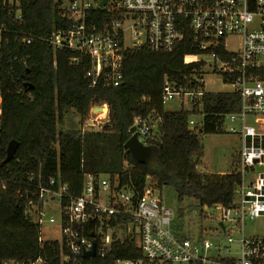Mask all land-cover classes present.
<instances>
[{
  "label": "built area",
  "instance_id": "obj_1",
  "mask_svg": "<svg viewBox=\"0 0 264 264\" xmlns=\"http://www.w3.org/2000/svg\"><path fill=\"white\" fill-rule=\"evenodd\" d=\"M57 1L62 3L71 26L55 29L43 40L53 51L70 50L89 57L91 66L86 75L93 86L122 84L128 50L147 47L171 53L191 33L192 45L199 53H187L184 63H203L195 76L202 87L191 91L166 78L163 102L179 98L194 103L206 92L205 72L220 74L223 82L232 86L241 97V110L226 117L233 122L243 120L241 131L231 128L234 133L240 132L243 140L240 165L235 170L240 182L228 204L202 206L196 213L201 224L191 227L192 215L185 216L187 224L182 228L178 209L165 205L159 190L148 180L139 192L122 185L117 174L85 173L81 194L72 195L60 176L43 183L41 175L37 181L31 175L27 181L18 182L0 174V218L2 194L13 184L18 186L16 195L27 200V218L40 227L47 210L59 204V242L62 251L66 249L71 255H83L95 242L96 256H105L113 243L121 240L117 233L122 232L125 238L135 239L141 257L118 260L116 264H264V236H246L243 230L246 220L264 216V131L247 124L248 116H254L256 123L264 118V0ZM9 2L15 6L14 13L10 10L9 14L21 18L18 1ZM100 16L104 17L100 23L89 21ZM4 19L0 6V128L8 73L14 70L15 61L26 64L28 59L18 54L6 62L9 46L11 42L26 46L35 40L31 34L11 29ZM73 60L78 62L77 58ZM23 88L18 86L17 91ZM96 110L101 112L94 113ZM109 114L107 103L93 105L83 132L105 131L110 127ZM195 125L190 120L189 127ZM133 126L144 142L150 132L148 121L137 117ZM48 220L56 221L54 217ZM208 222L214 226H207ZM68 259L69 255L63 253V260ZM39 261L44 264L41 259L2 264Z\"/></svg>",
  "mask_w": 264,
  "mask_h": 264
},
{
  "label": "trees",
  "instance_id": "obj_2",
  "mask_svg": "<svg viewBox=\"0 0 264 264\" xmlns=\"http://www.w3.org/2000/svg\"><path fill=\"white\" fill-rule=\"evenodd\" d=\"M9 1L0 0L4 20L11 29L31 34L35 40L26 46L11 42L6 58L7 62L18 54L28 57L26 64L13 63L14 70L8 73L3 90L0 174L4 178L21 182L33 175L37 181L41 175L45 183L50 177L60 176L72 195L81 194L85 173L111 177L117 174L122 185L133 186L139 192L152 178L151 183L159 191L165 185L174 187L179 202L188 196L199 201L198 206L179 209L180 221L185 220L186 214L201 211L204 205L231 201L240 174L203 173L198 165L204 156L201 135L218 133L226 116L241 110L240 95L235 91L205 92L192 103L191 111H166L164 107L166 78L187 90L198 91L202 87L195 76L203 63H184L187 53H199L192 45L191 33L171 53L147 47L128 50L122 84L93 86L86 75L91 66L89 57L70 50L53 51L43 40L53 30L71 26L62 3L14 0L20 8L21 18H17L13 14L15 6ZM101 18L104 17L89 21L100 23ZM25 83H31L33 88L27 89ZM18 86H24L21 92L17 91ZM104 103L110 108V127L105 131L82 133L61 128L69 111L74 110L83 122L93 105ZM199 112L203 113V122L199 128L191 129L190 115ZM137 117L149 123L150 132L144 143L157 149L154 162H139L125 146ZM12 140L18 142L15 156L3 163ZM17 189L10 184L2 194L0 264L39 259L44 264H116L118 260L141 257L135 240L130 238L115 241L105 256L91 258L62 251L58 240L41 242V227L27 218V200L16 195ZM87 236L91 237L90 233ZM63 253L69 255L67 261L63 260Z\"/></svg>",
  "mask_w": 264,
  "mask_h": 264
},
{
  "label": "rangeland",
  "instance_id": "obj_3",
  "mask_svg": "<svg viewBox=\"0 0 264 264\" xmlns=\"http://www.w3.org/2000/svg\"><path fill=\"white\" fill-rule=\"evenodd\" d=\"M18 2H16L17 4ZM210 72V70H209ZM205 91L211 93L218 92H230L233 90L230 84L224 83L220 74H212L205 72ZM166 111H191L193 104L185 100L181 101L179 98L169 100L165 103ZM101 112L96 110L94 113ZM203 113H194L190 115V120L196 122L195 126H191V129L201 126L203 122ZM254 116L247 117V124L257 129L264 131V118L262 122L256 123ZM84 122H80L79 115L74 111H69L64 119V123L61 126L63 130L73 129L81 130L83 133ZM243 120L237 118L235 122L230 117L224 119L223 125L218 133H209L201 135V143L204 147V156L202 162L198 165V170L203 173H228L235 171L240 165V152L243 146V140L240 132L234 133L231 131L232 127H235L237 131H241ZM153 179L148 178V182L151 183ZM162 197L165 205L179 209H190L192 206H198L199 201L194 197H186L183 202H179L178 195L172 186L165 185L158 192ZM53 210H47V217L44 218L41 224V239L45 241H60L62 238L61 226H60V208L58 203L52 204ZM189 213V212H188ZM197 210L193 212V224L191 227H195L201 224V220L196 216ZM186 216H190L186 214ZM54 217L55 222H49L48 218ZM182 223V224H181ZM180 226L185 228L186 220H182ZM207 226H214L211 223H206ZM246 236H264V216L258 217L254 220H246L243 227ZM117 236L121 237V240L126 239L122 232H118ZM135 237V235H132ZM238 236V235H237ZM223 239V238H222ZM135 240V239H134ZM224 244V240H223ZM37 264H42L40 261Z\"/></svg>",
  "mask_w": 264,
  "mask_h": 264
},
{
  "label": "water",
  "instance_id": "obj_4",
  "mask_svg": "<svg viewBox=\"0 0 264 264\" xmlns=\"http://www.w3.org/2000/svg\"><path fill=\"white\" fill-rule=\"evenodd\" d=\"M103 3H105V1ZM27 72H29V70ZM25 86L27 87V89L33 88V85L31 83H25ZM129 132L131 133V137L126 142L125 146L130 151L131 155L142 163L154 162L156 159L157 149L153 146L145 144L138 137L135 126L131 127ZM17 148H18L17 141L12 140L9 142L7 147V155L3 163H7L13 159ZM95 248H96V243L94 242L92 249L90 251L85 252L83 256L85 258L95 257L96 256Z\"/></svg>",
  "mask_w": 264,
  "mask_h": 264
},
{
  "label": "crops",
  "instance_id": "obj_5",
  "mask_svg": "<svg viewBox=\"0 0 264 264\" xmlns=\"http://www.w3.org/2000/svg\"><path fill=\"white\" fill-rule=\"evenodd\" d=\"M217 174H224V173H217Z\"/></svg>",
  "mask_w": 264,
  "mask_h": 264
},
{
  "label": "bare ground",
  "instance_id": "obj_6",
  "mask_svg": "<svg viewBox=\"0 0 264 264\" xmlns=\"http://www.w3.org/2000/svg\"><path fill=\"white\" fill-rule=\"evenodd\" d=\"M243 125V124H242Z\"/></svg>",
  "mask_w": 264,
  "mask_h": 264
}]
</instances>
